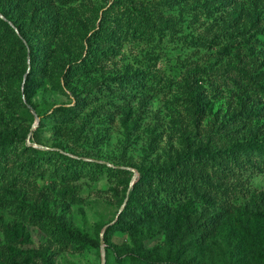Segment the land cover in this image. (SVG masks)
<instances>
[{
  "label": "rangeland",
  "instance_id": "obj_1",
  "mask_svg": "<svg viewBox=\"0 0 264 264\" xmlns=\"http://www.w3.org/2000/svg\"><path fill=\"white\" fill-rule=\"evenodd\" d=\"M223 2L0 0L18 24L56 31L41 48L25 43L39 49L33 63L0 37V134L10 143L0 146V264H118L116 247L131 242L108 227L141 170L183 148L264 139V0ZM100 26L114 38L96 46L106 51L82 72ZM131 74L142 75L131 98L118 87L94 94L105 79ZM79 90L94 96L60 125L50 113L73 105ZM59 154L90 165L73 169ZM204 175L194 190L189 182L171 189L170 201L172 213L201 225L204 245L186 240L170 250L191 264H264L254 238L264 168ZM60 225L92 244L59 236Z\"/></svg>",
  "mask_w": 264,
  "mask_h": 264
},
{
  "label": "trees",
  "instance_id": "obj_2",
  "mask_svg": "<svg viewBox=\"0 0 264 264\" xmlns=\"http://www.w3.org/2000/svg\"><path fill=\"white\" fill-rule=\"evenodd\" d=\"M70 0H60V2H69ZM228 0L225 2H232ZM223 2V3H225ZM0 37L6 36L13 40L17 48H21L27 58L32 61L33 52L39 49H32L25 43L36 41L35 45L41 48L44 46L45 36L50 35L52 29L45 28L40 23L29 21L27 24L20 23L9 14L5 9L0 8ZM49 20L51 17L48 18ZM12 22L18 34L14 33L13 27L9 25ZM25 26V27H24ZM51 26V25H50ZM52 27V26H51ZM53 28V27H52ZM111 32L103 30L101 26L91 34L87 39V65L82 63V72L94 68L96 62L93 58L99 57L106 49L96 48L106 40H111ZM34 50V51H33ZM72 66L65 73L71 71ZM142 75L134 77L118 76L107 78L95 87V93L106 94L110 90L118 87L123 90L124 99L136 95L140 89L135 85L133 79H140ZM89 90L83 92L79 90L76 93V102L71 106H58L49 116L57 119L60 125L71 123L79 115L80 110L88 104ZM10 144L5 142L0 134V146ZM60 157L69 159L72 162L73 169L85 168L90 165L88 162L80 161L76 158H68L62 154ZM239 166L241 164L254 168H264V139L250 140L244 144H236L217 150H209L205 146L195 148H183L177 151L165 163L158 166H151L139 172L136 181L127 192L125 204L117 216V219L108 227L111 230H117L127 234L130 239V246L116 247L120 251L115 261L118 264H191L188 258H180L179 253L175 254L170 250L173 244L181 241H188L191 245H204V235L200 232L201 225L197 224L190 213L181 215L172 213L170 210V201L173 195L171 189L178 187L181 183L189 182V187L194 190V183L205 178L206 169L226 173L228 166ZM102 167L106 170L104 165ZM170 188L164 190L162 188ZM257 221L261 224V233L254 235L258 246L264 250V211L255 214ZM59 236L73 242L77 245H91L90 239L66 226L56 227ZM249 240L248 236H245ZM261 245V246H260ZM109 264V262L107 263Z\"/></svg>",
  "mask_w": 264,
  "mask_h": 264
},
{
  "label": "water",
  "instance_id": "obj_3",
  "mask_svg": "<svg viewBox=\"0 0 264 264\" xmlns=\"http://www.w3.org/2000/svg\"><path fill=\"white\" fill-rule=\"evenodd\" d=\"M32 130H33V127L31 128L30 133L32 132ZM125 201H126V199L124 200L123 205L125 204ZM123 205H122V206H123ZM121 210H122V207L120 208V210H119L118 213L116 214L114 220H113L110 224H112V223L117 219V216H118V214L120 213ZM105 228H106V227H105ZM103 262H104V260H103Z\"/></svg>",
  "mask_w": 264,
  "mask_h": 264
}]
</instances>
